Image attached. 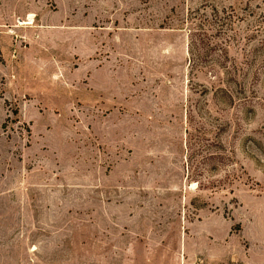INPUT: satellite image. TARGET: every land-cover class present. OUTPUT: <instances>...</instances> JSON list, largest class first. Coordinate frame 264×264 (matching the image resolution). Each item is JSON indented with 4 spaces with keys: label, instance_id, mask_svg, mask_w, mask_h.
I'll return each instance as SVG.
<instances>
[{
    "label": "rangeland",
    "instance_id": "obj_1",
    "mask_svg": "<svg viewBox=\"0 0 264 264\" xmlns=\"http://www.w3.org/2000/svg\"><path fill=\"white\" fill-rule=\"evenodd\" d=\"M0 264H264V0H0Z\"/></svg>",
    "mask_w": 264,
    "mask_h": 264
}]
</instances>
